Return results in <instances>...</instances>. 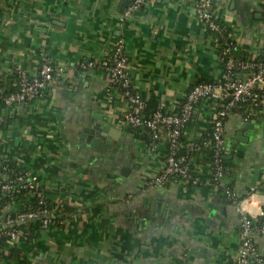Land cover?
Here are the masks:
<instances>
[{
	"label": "crops",
	"instance_id": "obj_1",
	"mask_svg": "<svg viewBox=\"0 0 264 264\" xmlns=\"http://www.w3.org/2000/svg\"><path fill=\"white\" fill-rule=\"evenodd\" d=\"M197 1L147 0L119 22L127 0H0V77L18 70L34 75L43 58L62 69L39 97L0 111L3 151L27 168L47 201L73 208L59 226L45 227L31 241L10 242L21 247L27 264H234L238 213L211 183L214 101H199L181 134L180 149L190 151L198 182L172 178L149 185L163 164L165 143L150 148L146 129L121 123L128 104L118 89H108L102 65L113 40L122 37L131 84L147 106L154 104L149 111L157 105L174 111L193 84L222 77L219 41L196 17ZM210 9L229 29L236 55L254 57L264 47L260 0H214ZM87 62L93 65L82 67ZM248 112L224 121V153L239 131L247 137L236 144L243 155H233L231 165L224 161L223 183L240 198L254 187L264 192V109ZM99 115L113 137L104 154L86 141ZM215 204L220 209L209 217ZM253 226L264 259V215L253 216Z\"/></svg>",
	"mask_w": 264,
	"mask_h": 264
},
{
	"label": "built area",
	"instance_id": "obj_2",
	"mask_svg": "<svg viewBox=\"0 0 264 264\" xmlns=\"http://www.w3.org/2000/svg\"><path fill=\"white\" fill-rule=\"evenodd\" d=\"M147 0H129L122 11L118 21L122 22L130 18L138 11ZM263 5L264 0H260ZM212 0H198L196 6V17L202 22L204 28L218 36L224 34L226 25L221 21L218 15L210 7ZM219 41V40H218ZM230 42L224 39L219 41L220 46H224L227 58L224 62L222 77L216 82H202L191 86L185 93L183 101L176 106L174 111H168L162 106L146 116L144 110L146 103L140 92L131 84L128 72V57L123 51L122 37H116L113 40L112 48L108 59L102 62V65L108 72V83L110 88H116L125 98L128 104V110L122 114L121 123L128 125L132 129H146L150 134L149 146L154 148L157 142L165 143L166 152L160 171L149 177L147 183L153 186H164L174 176H180L184 180L191 179L196 184L198 178L191 173L190 158L187 154H181V134L185 124L190 120L195 105L202 99H211L214 101V117L211 121L209 133V145L211 151L212 177L211 183L214 187L222 190L224 196L235 207L237 202L244 198L238 197L237 193L231 187L224 185L225 177L223 154L225 149L224 139V121L228 116L243 109H248L247 116L255 114L260 105L264 106V90L261 84L264 81V62L258 63L254 71L244 77L235 75V71H248L253 64L242 61L229 55ZM92 62L83 63L82 67H91ZM62 69L53 66L46 59H42L34 75L28 76L23 70H18L17 89L10 92L4 99L8 105L22 102H30L39 97L52 81L54 72ZM259 106V107H258ZM4 117L0 116V128ZM5 169V167H4ZM28 172H23L16 176L15 180L0 182V192H9L15 182L24 187L31 186L33 182L29 178ZM193 175V176H192ZM264 185V182L261 183ZM256 188H252L250 192ZM41 197L40 203H43ZM48 209L44 208L36 212H21L17 214L16 220L23 222L35 218L43 217L44 224L47 225L50 220ZM239 233L241 236L240 247L236 254L234 264H264V259L256 248L252 233L254 230L253 216H241L238 214ZM1 223V221H0ZM12 219L6 220L3 226L13 224ZM0 227V236L5 235L9 241H14L21 236L19 230L10 227L4 230ZM185 252L181 254V260L185 263Z\"/></svg>",
	"mask_w": 264,
	"mask_h": 264
},
{
	"label": "trees",
	"instance_id": "obj_3",
	"mask_svg": "<svg viewBox=\"0 0 264 264\" xmlns=\"http://www.w3.org/2000/svg\"><path fill=\"white\" fill-rule=\"evenodd\" d=\"M207 32L210 31L207 30ZM224 39H226L231 43L229 47L230 49L229 55L242 61L243 63L249 62L253 64V66L249 68L248 71H240L241 72L240 77H244L250 74L251 72L254 71V68L258 63L264 62V47L260 49L254 57H251L247 53H243L242 55H236V51L238 49L236 48L235 42L232 39L231 33L227 27H225L224 29V34L218 36V40L220 42H222ZM220 53H221L220 57H221L222 70H223L224 62L228 57L227 53H225L224 51L223 45L220 46ZM17 80H18V73L16 71L5 77H0V111L9 106L4 102V99L10 92H13L17 89V84H16ZM202 82H211V81H200L195 84ZM153 105L154 104H151V102H149L147 106L146 103V107L144 110V114L146 116L151 115L153 111L159 108V105H157L153 107V111L151 110L152 112L149 111V107ZM259 109H264V108L262 105H260ZM180 142H181V138H180ZM179 152L181 154H187L188 156H190V151H184L180 149ZM211 156L212 155L210 151V161L212 160ZM224 167H225L224 174H226L227 167L225 166V164ZM190 168H191V173L194 175L191 166ZM25 171L28 172L27 168H25V166H23L22 164L17 163V161L13 160L9 154L3 151L2 146L0 145V182L15 180L16 176H18L19 174ZM5 175L8 176L7 179H4ZM28 176L26 175V178ZM173 178H181V177L174 176ZM193 184L194 183H192L191 179H187V185H193ZM42 194L43 193L40 190V188L36 187L34 183L31 184V186L24 187L22 184H19L18 182L14 183L11 191L0 192V221H1L0 227L3 224H5L6 220L8 219H12L14 223L18 222L16 220V216L21 212H36L44 208L48 209L50 215H54V217L50 218L47 225L44 224V220L40 216H36L35 218L24 220L23 222L18 223L16 226L13 227V229L19 230L21 232L20 238L26 241H31L33 238L37 237L40 231L45 227L59 226L65 220L64 215L68 212H71L73 208L70 205H68L66 202L63 203L49 202ZM41 197H43V201H44L43 203H40ZM59 215H63V217H59ZM4 227H5L4 230L11 229L7 225H5ZM5 250L7 251L6 254L4 253ZM20 250L21 247L11 245L7 236L5 235L0 236V259H8L10 257L11 258L14 257L17 260L15 264H27L28 261L25 259V257H22L20 255Z\"/></svg>",
	"mask_w": 264,
	"mask_h": 264
},
{
	"label": "water",
	"instance_id": "obj_4",
	"mask_svg": "<svg viewBox=\"0 0 264 264\" xmlns=\"http://www.w3.org/2000/svg\"><path fill=\"white\" fill-rule=\"evenodd\" d=\"M129 0H127V3ZM214 3V0L212 1V5ZM211 5V8H212ZM248 126V125H245ZM250 126V125H249ZM93 128L92 131L88 132V135L86 137V141L90 144V146L94 147L95 153H105L107 148L109 147V143H111V139L113 138L111 136V133L109 131V128L105 125V121L101 115L97 116V121L90 127ZM91 130V129H89ZM107 132V135H104V133ZM247 137L243 135L242 132H238L235 135V138L230 141V146H229V151L227 153L223 154V160L228 164H232V157L233 155L241 157L243 155V149L237 148L236 144L238 141H246ZM4 194V193H2ZM158 206V203H156V208ZM220 209V205L215 204L213 205L209 217L213 215V213L217 210ZM50 218L54 217V215H49ZM59 217H63V215H59ZM43 218V217H42ZM20 222L13 223L9 225V227H14Z\"/></svg>",
	"mask_w": 264,
	"mask_h": 264
},
{
	"label": "clouds",
	"instance_id": "obj_5",
	"mask_svg": "<svg viewBox=\"0 0 264 264\" xmlns=\"http://www.w3.org/2000/svg\"><path fill=\"white\" fill-rule=\"evenodd\" d=\"M235 211L241 216L264 215V192H250L237 202Z\"/></svg>",
	"mask_w": 264,
	"mask_h": 264
}]
</instances>
